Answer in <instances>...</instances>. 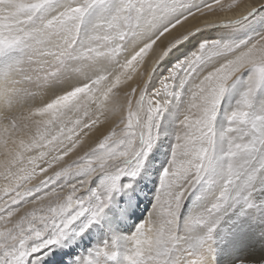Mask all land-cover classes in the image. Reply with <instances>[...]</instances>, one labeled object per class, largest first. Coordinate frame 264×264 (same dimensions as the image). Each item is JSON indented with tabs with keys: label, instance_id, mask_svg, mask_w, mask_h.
Wrapping results in <instances>:
<instances>
[{
	"label": "snow or ice",
	"instance_id": "obj_1",
	"mask_svg": "<svg viewBox=\"0 0 264 264\" xmlns=\"http://www.w3.org/2000/svg\"><path fill=\"white\" fill-rule=\"evenodd\" d=\"M238 9L0 0V264H264V0Z\"/></svg>",
	"mask_w": 264,
	"mask_h": 264
},
{
	"label": "rangeland",
	"instance_id": "obj_2",
	"mask_svg": "<svg viewBox=\"0 0 264 264\" xmlns=\"http://www.w3.org/2000/svg\"><path fill=\"white\" fill-rule=\"evenodd\" d=\"M237 1L238 0H236V2ZM227 2H231V0H227ZM262 17H264V9L258 10L257 15H256V20H260ZM141 71L145 72L146 76H144V79H147V70H145V66H143ZM136 82L142 83V81L139 79H137ZM95 138H96L95 136L92 137V139H95ZM87 143H91V141L89 140ZM85 147H87V145ZM160 159H163V157L161 156L158 158L157 167L159 166ZM154 191H155V175H153L150 180L144 182L143 191L140 193L139 207L136 209L135 215L131 219V225L126 226L125 230H123L124 234H130V232L134 229V226L136 225V223L138 224L143 219L147 218L148 210L150 211V208H151L152 197H153ZM96 243H97L96 239H92L91 241L84 242V244L81 247H77V249L80 248V250L77 251L75 249V253L77 254V255L75 254L76 257L86 255L87 251L91 249ZM64 251H68V249L65 248ZM65 258H66V262L71 259L70 257H65Z\"/></svg>",
	"mask_w": 264,
	"mask_h": 264
},
{
	"label": "bare ground",
	"instance_id": "obj_3",
	"mask_svg": "<svg viewBox=\"0 0 264 264\" xmlns=\"http://www.w3.org/2000/svg\"><path fill=\"white\" fill-rule=\"evenodd\" d=\"M261 0H238L236 3H239L240 4V9H238L237 11H240V10H243V8L246 6V5H248V4H250V3H253V2H256V3H259ZM227 15H233V13H231V12H229V13H227ZM145 66V70H147L150 66H151V59H149L148 61H147V63L144 65ZM145 76H146V74H145ZM107 127V126H106ZM101 131H104V129H102ZM86 139V141L88 142L89 140H88V138H85ZM86 145H87V143H86ZM85 145V146H86ZM137 224V223H136ZM131 225V219L128 221V223H127V226H130ZM129 228V227H128ZM133 228V227H132ZM123 230H125V228L123 229ZM134 230V229H133ZM126 232V231H125ZM129 232V231H128ZM127 232V233H128ZM93 246V245H92ZM67 249V248H66ZM76 250L78 251V250H80V248H76ZM86 251V250H85ZM81 252V251H80ZM76 254V253H75ZM77 255V254H76ZM75 255V256H76ZM256 256L258 257L259 256V252H257L256 253ZM79 257V256H78ZM227 257L226 256H224V255H222L221 256V260L222 261H225V262H227ZM65 261H66V258H65Z\"/></svg>",
	"mask_w": 264,
	"mask_h": 264
}]
</instances>
